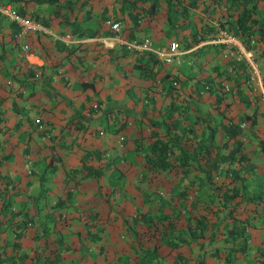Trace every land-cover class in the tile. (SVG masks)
I'll list each match as a JSON object with an SVG mask.
<instances>
[{
    "label": "rangeland",
    "instance_id": "obj_1",
    "mask_svg": "<svg viewBox=\"0 0 264 264\" xmlns=\"http://www.w3.org/2000/svg\"><path fill=\"white\" fill-rule=\"evenodd\" d=\"M152 1L158 6L145 37L157 52L174 43L177 54L169 63L152 54L157 62L150 71L146 67L140 91L132 94L141 105L135 115L115 106L117 101L101 107L104 101L94 100L92 107L110 118L97 122L100 114L83 129L82 152L71 153L61 173L55 172V158L40 171L56 129L27 111L37 106L36 93L42 109L57 101L42 83L45 68L53 65L58 80L69 86L73 61L98 50L88 42L82 47V40L105 35L117 14H144ZM209 1L196 0L186 16L167 17L162 0H90L64 26L56 24L58 18L46 26L0 5V264H253L257 252L263 254L249 239L259 211L255 200L264 199L258 87L246 83L250 71L243 56L217 36L224 29L188 49L179 47L181 39L190 43L204 21L215 24ZM30 53L42 60L35 69L21 66ZM254 60L263 67L257 54ZM220 79L229 92L221 91ZM234 123L240 130L237 147L225 133ZM76 128L68 127L64 146L81 137ZM158 137L172 138L184 150L166 152L165 166L151 151ZM209 141L223 160L210 182L196 164L198 147ZM81 164L104 165L102 175L83 176ZM49 180L60 182L59 196L47 192ZM155 244L158 256L146 260L145 249Z\"/></svg>",
    "mask_w": 264,
    "mask_h": 264
},
{
    "label": "crops",
    "instance_id": "obj_2",
    "mask_svg": "<svg viewBox=\"0 0 264 264\" xmlns=\"http://www.w3.org/2000/svg\"><path fill=\"white\" fill-rule=\"evenodd\" d=\"M109 21H111V19L108 20V22ZM217 36L224 39V41L231 43L235 48V51L238 52L237 44L240 40L234 37L231 32L219 30ZM138 40L140 39H127L124 33L114 36L109 33L107 26L105 35L82 40L84 43L82 47L85 46V42H88L90 48L96 45L98 50L90 52L91 57L86 58L83 62L73 61L75 63H73L71 71L68 72L70 75L69 86L63 84L61 77L59 78L60 80H58L59 73L53 65L45 68L42 83L44 84V87L50 91V98L57 99V101L49 103L46 106L43 105L44 109H42V105H40L42 102L37 100L38 96H40L36 93L37 86L33 88L32 91L36 93L35 105L37 106H28L29 110L27 113H29V118L36 116L39 117L40 115L41 117L44 116L46 122H44L43 125L54 127L56 129L54 133L56 137H51L52 142L48 141V144L51 145L48 147L49 159L46 163L50 161V159L52 160V158H55L57 160L55 172L58 174L62 172L64 164L70 166L69 164L71 161L66 159L71 153L73 156L78 157L79 155H77V151L82 152V131L84 128L90 127L96 122L93 118H96L101 114V116L97 118V122L100 120L103 122L104 119L108 120L111 116L109 114L101 113L99 108H93L92 104L94 100H96L95 102L104 101V103H101V107H104L106 103L112 105L113 102L117 101L118 104L113 105L123 106L121 109L125 111L133 109L134 115L136 111L141 108V105L140 107L137 105L140 104V102L135 100L132 94H136L140 91L139 81L141 75H144L143 71L146 67L149 68L150 71V68L154 66L152 63L153 55L146 52L127 49V47L121 44V41L126 43ZM251 49L254 55L257 54V52L259 53V51H255L256 47H252ZM258 59L260 60V58ZM41 64L42 60L34 53L25 54L21 60V66L25 65L32 69L39 67ZM60 69L62 68H59V70ZM23 74L24 72L22 73L21 71L22 76H24ZM134 79H136V82L133 85ZM238 85L241 86V83ZM43 95L45 94L42 92L41 96L43 97ZM72 115L79 117L74 119L72 118ZM24 116L25 115L21 114V126L22 124L24 125L26 120V117ZM69 126L71 129H73L74 126L77 127L76 129L80 127L78 131L81 137L74 143H69L66 147L64 146L67 143L65 138L68 136L70 137V132L67 131ZM23 128L25 127L23 126L22 129ZM36 135L37 134H33L31 141H34ZM262 137H264V135H260V138ZM46 163L41 165L42 167L40 171H44ZM48 183L49 187H47V192H54V194L59 196L61 193L60 182L49 180ZM38 186L39 184L36 183V187H33V190L38 191ZM42 188H44V186ZM79 198V196H75L76 201ZM259 203L261 204V202H258V210L261 212L262 210L261 207H259ZM73 204H76V202ZM255 215L252 222L254 226L251 230L253 233H250L249 235L248 232L247 234L249 235L252 244L257 246L256 248H262L263 250V254L257 252L256 258H254L253 264H258L260 259L264 257V221L261 218L263 217L262 213L261 215H258V213Z\"/></svg>",
    "mask_w": 264,
    "mask_h": 264
},
{
    "label": "trees",
    "instance_id": "obj_3",
    "mask_svg": "<svg viewBox=\"0 0 264 264\" xmlns=\"http://www.w3.org/2000/svg\"><path fill=\"white\" fill-rule=\"evenodd\" d=\"M143 2L148 0H142ZM196 0H162L167 12V17L170 15L174 16H186L188 10L196 7ZM90 0H0V5L3 8L12 7L19 16L27 17L49 26L50 20L58 18L56 24L64 26L74 21V12L76 9L88 5ZM157 4L152 1L149 7L145 9V13L139 14L138 9L132 11L130 15L117 14L111 21L119 20L123 23V29L121 33L127 35V39L136 38L141 39L145 37L147 27L149 26L150 13L153 14L157 8ZM208 6V12L215 24H211L208 21H204L200 28H196L192 33V39L190 43L181 39L182 44L179 46L182 49L190 48L189 44L197 45L204 41L207 36H213L214 33L219 29H224L227 32H231L234 37L239 39L246 48L256 47L257 58H260L264 63V0H210ZM35 10H29L33 8ZM36 8L43 10L38 11ZM211 9V10H210ZM165 12V13H166ZM70 19V17H72ZM110 20V19H109ZM128 28V30H127ZM109 33L112 31L108 28ZM190 36V35H189ZM252 42V44H251ZM155 57V56H154ZM153 64H156V59L153 58ZM27 65V64H26ZM27 67V66H26ZM29 68V67H27ZM219 98V97H218ZM1 122V118H0ZM235 123L231 126L225 127V133L227 139L232 141L233 145L236 141V147L239 146V135L240 130ZM259 131V129L257 128ZM261 131H259V136ZM204 142V141H203ZM201 143L196 152L197 160L196 164L199 166L204 179L209 181L212 172H217L220 169V163L223 162L219 158V154L214 150V146L211 142ZM174 139H162L160 137L153 139L151 151L155 156V162L159 166H165V154L170 151L174 153L176 150L182 151V146L176 144ZM259 146L264 151V138H259ZM225 146V145H224ZM184 151V150H183ZM185 154V153H184ZM190 159V158H189ZM147 160L152 161L150 157ZM50 166V161L46 163L45 170ZM103 165L94 167L93 165L81 164L80 168L83 171L85 177L98 178L102 175ZM153 172V171H151ZM158 170L154 171V175H157ZM42 177V175H41ZM42 181V179H41ZM210 182V181H209ZM235 199L229 198V202ZM256 205L261 202V212L257 211L258 215L264 214V199L262 197L257 198ZM193 228V227H192ZM193 230V229H192ZM146 260H152L158 256V247L155 244L151 250L145 249Z\"/></svg>",
    "mask_w": 264,
    "mask_h": 264
},
{
    "label": "built area",
    "instance_id": "obj_4",
    "mask_svg": "<svg viewBox=\"0 0 264 264\" xmlns=\"http://www.w3.org/2000/svg\"><path fill=\"white\" fill-rule=\"evenodd\" d=\"M107 25H108V28L112 31V35L114 36L119 35L122 29L124 28L123 23L119 20L109 21ZM221 41L228 42V41H224V39L222 38H221ZM121 44L127 47V49H132L134 51H140V52H146L149 54H153L156 57L160 58L161 61L164 63H169L172 59V56L177 54L176 52L177 47L175 46L174 43L170 44V48L168 49L167 52H164V50L162 52H157L151 45L150 40L146 37L141 38L138 41H132V42H126V43L121 41ZM237 47H238L237 49L238 53L243 56V59L246 62L248 70L250 71V77H249V80L246 81V83H249L250 81H255V85L258 87L256 89L259 91L258 94L262 102V107H263V112H264V88L262 86V81L260 78V76H264V65L262 68H259L258 62L254 60L252 49L246 48L241 41H239V43L237 44ZM159 53H163V55H160ZM218 85L223 93H227L230 91V87L228 86L225 80L220 79L218 81ZM263 130H264V123L262 126V133H261L262 136L264 135ZM263 217H264V214H263ZM258 264H264V257L260 259Z\"/></svg>",
    "mask_w": 264,
    "mask_h": 264
}]
</instances>
